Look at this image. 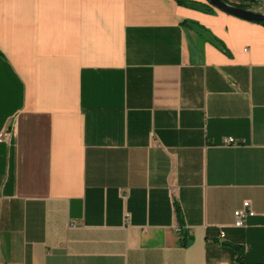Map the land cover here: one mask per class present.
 <instances>
[{
  "label": "crops",
  "instance_id": "0c3cea01",
  "mask_svg": "<svg viewBox=\"0 0 264 264\" xmlns=\"http://www.w3.org/2000/svg\"><path fill=\"white\" fill-rule=\"evenodd\" d=\"M7 131L0 264H264V24L177 0H0Z\"/></svg>",
  "mask_w": 264,
  "mask_h": 264
},
{
  "label": "water",
  "instance_id": "95a60500",
  "mask_svg": "<svg viewBox=\"0 0 264 264\" xmlns=\"http://www.w3.org/2000/svg\"><path fill=\"white\" fill-rule=\"evenodd\" d=\"M210 5L214 6L217 9L223 10L224 12H227L229 14H232L234 16L262 23L264 22V12L255 10V9H248V8H242L239 7L236 3H233L229 0H206ZM250 2H255L257 0H247ZM262 3H264V0H260Z\"/></svg>",
  "mask_w": 264,
  "mask_h": 264
},
{
  "label": "built area",
  "instance_id": "2783aa9c",
  "mask_svg": "<svg viewBox=\"0 0 264 264\" xmlns=\"http://www.w3.org/2000/svg\"><path fill=\"white\" fill-rule=\"evenodd\" d=\"M233 3H237L239 2V0L232 1ZM10 139V134L9 132H2L0 133V142L2 141H9ZM227 143H231L234 142V139L229 138L226 140ZM235 222H234V226L235 227H244L247 224V220L249 217L254 216L255 212L251 209L250 203L249 202H245L243 207L241 209H238L235 211ZM176 232H178L179 234H182L183 231L185 230L184 226L179 223L176 228H175ZM220 236L221 238L225 237V232L222 230L220 232Z\"/></svg>",
  "mask_w": 264,
  "mask_h": 264
},
{
  "label": "trees",
  "instance_id": "16d2710c",
  "mask_svg": "<svg viewBox=\"0 0 264 264\" xmlns=\"http://www.w3.org/2000/svg\"><path fill=\"white\" fill-rule=\"evenodd\" d=\"M179 3L187 5L189 7H194V8H198L200 10H203L205 12H213L215 7L210 5L208 2L207 3H202V2H198V1H191V0H177ZM235 2L237 0H234ZM239 7L242 8H248V9H253L252 6L256 5V4H262V2L260 0H257L255 2H250L247 0H239V2L236 3ZM261 24H264V22H262ZM179 215V219L180 222L182 223V217H181V212L179 211L178 213ZM186 239L187 237L185 236L184 240H183V244L186 245Z\"/></svg>",
  "mask_w": 264,
  "mask_h": 264
},
{
  "label": "rangeland",
  "instance_id": "374dc122",
  "mask_svg": "<svg viewBox=\"0 0 264 264\" xmlns=\"http://www.w3.org/2000/svg\"><path fill=\"white\" fill-rule=\"evenodd\" d=\"M252 7L255 10H259V11H263L264 12V3H262V4H256V5L252 6Z\"/></svg>",
  "mask_w": 264,
  "mask_h": 264
},
{
  "label": "flooded vegetation",
  "instance_id": "af4514ba",
  "mask_svg": "<svg viewBox=\"0 0 264 264\" xmlns=\"http://www.w3.org/2000/svg\"><path fill=\"white\" fill-rule=\"evenodd\" d=\"M229 1H231V2H232V1H234V0H229Z\"/></svg>",
  "mask_w": 264,
  "mask_h": 264
}]
</instances>
